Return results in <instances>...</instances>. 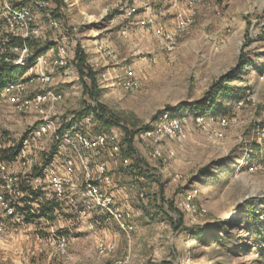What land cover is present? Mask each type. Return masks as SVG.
Here are the masks:
<instances>
[{"label": "rangeland", "instance_id": "1", "mask_svg": "<svg viewBox=\"0 0 264 264\" xmlns=\"http://www.w3.org/2000/svg\"><path fill=\"white\" fill-rule=\"evenodd\" d=\"M6 1L32 3L0 0V4ZM47 2V8L37 12L46 24L50 17L65 21L70 60L74 50L80 49L87 59L98 61L100 69H105L100 49L110 46L116 50L112 73L113 68L122 70L133 65L140 83L133 90L120 85L110 87L107 82H99L96 74L99 94L94 100L84 93L77 68L71 80L54 69V85L65 93V99L50 114L56 121L66 119L68 124L74 111L91 104L101 108L114 123L106 126L98 119L92 129L116 133L122 142L127 129L141 131L154 125L164 113L193 115L188 106L203 98L216 83L230 91L234 99H222L223 110H216L230 119L218 142L196 128L183 143H163L165 153L175 151L164 159L149 155L152 147L141 140L135 141V158L125 156L122 150L113 155L109 150L86 153L92 160L108 161L115 188L126 194L119 203L132 212V231L127 233L102 209H88L80 194L58 202L48 193L30 206L23 224L18 222L16 229L14 223L9 224L13 235L3 240L17 249L9 262L264 264V0H211L200 8L195 23L173 51L161 49L147 28L134 27L123 35L126 16L105 0ZM58 32L60 29L48 28L42 38L23 41L24 46H11L7 39L0 59L7 55L4 60L14 64L21 57L28 59L40 47L44 53L56 52L53 40L60 37ZM25 46L28 50L23 53ZM33 63L31 59L26 64H14L19 73H13V78L24 71L29 73ZM26 85L30 93L36 87L30 78ZM39 123L40 115L35 110L19 111L1 94L0 137L13 153H18L27 139L34 159L45 163L50 161L56 140L51 135L33 137L32 131ZM10 149L8 156L15 155ZM125 158L130 163L126 164ZM139 168L146 174H139ZM189 191L195 194L197 209L207 211L198 223H193L181 207ZM31 208L38 214H33ZM1 212L0 208V219ZM56 235L68 239L65 254L52 252ZM102 239L114 241L116 249L100 254L97 245ZM41 246L45 250L40 251ZM3 258L4 248L0 261L7 264L8 259Z\"/></svg>", "mask_w": 264, "mask_h": 264}, {"label": "built area", "instance_id": "2", "mask_svg": "<svg viewBox=\"0 0 264 264\" xmlns=\"http://www.w3.org/2000/svg\"><path fill=\"white\" fill-rule=\"evenodd\" d=\"M123 12L127 20L122 27V34L127 36L132 28L136 30L147 28L157 39V45L164 50L173 51L181 39L186 35L191 26L195 23L197 14L201 7L211 0H105ZM47 0H32L31 4H13L4 2L0 4V53L2 44L10 37H17L23 41L42 38L44 32L49 29H62L65 31L61 37L53 40L56 43V52L33 53L24 59L23 57L14 60L15 65L26 64V61L33 59L34 63L23 75L18 78L6 80L2 95L7 101L19 111L35 110L40 115V123L32 131L35 138L51 135L56 140V150L64 149L69 153L65 155L62 169L52 159L48 163L36 161L33 152L24 141L23 146L15 155L8 156L10 146L0 137V238L12 236L13 228L10 223H22L28 218V209L31 205L39 202V193L42 190L53 195L56 201L65 200L67 188L74 185L76 180L81 181V195L86 201V207L92 209L98 207L108 213L127 233L134 229L132 212L123 204L119 203L117 195L112 187V177L109 173L108 161L105 159L92 160L87 152L111 151V155L121 153L120 136L116 133H106L92 129L96 126L98 119L94 113L84 118H76L77 127L69 128L61 133L66 119L56 121L50 114L57 103L65 99V93L58 91L55 87V70L59 69L60 74L72 79L74 75V58L70 60L69 49L66 45L69 37L68 26L62 18H49L48 24L37 11L47 8ZM18 49V47H16ZM28 50L23 48V53ZM101 57L106 60L102 65L98 61L88 58V63L97 72L99 82H107L108 86L120 85L126 89H138L140 86L139 77L133 65L125 66L122 70L113 68L111 71V60L116 55L115 48L110 46L101 47ZM31 75V77H29ZM35 84V89L27 91L26 80ZM242 103H238L240 107ZM72 121V119H71ZM230 124V119L216 112L197 113L193 115H177L164 113L161 118L152 126L142 129L137 139L152 147L149 152L154 158L164 159L169 153L175 154L170 149L165 153L162 149L163 143L175 141L185 142L192 129H199L206 132L213 142H218L224 137L225 129ZM84 128H81L83 127ZM264 135V133H262ZM124 162L130 163L129 158ZM254 170V166L250 167ZM79 175H76L78 174ZM143 196V193H141ZM36 199H35V198ZM39 198V199H38ZM195 194L187 192L181 202V207L191 216L193 223H198L201 217L207 212L206 209H197ZM33 214H38L31 208ZM90 223V228H94ZM52 252L65 254L68 250V239L64 235L53 239ZM46 247L47 244H44ZM40 251L45 250V247ZM98 252L106 255L116 249L114 241L102 239L97 245ZM2 247L0 246V254ZM0 264H5L0 261Z\"/></svg>", "mask_w": 264, "mask_h": 264}, {"label": "trees", "instance_id": "3", "mask_svg": "<svg viewBox=\"0 0 264 264\" xmlns=\"http://www.w3.org/2000/svg\"><path fill=\"white\" fill-rule=\"evenodd\" d=\"M65 34V31L60 29V32H58L57 35L60 37ZM8 42H11V46H24L23 44V39L17 38V37H10ZM37 54L43 53L44 48L40 47L35 49L34 51ZM4 59H7L8 56L4 55ZM13 59L12 57H10ZM74 63L76 64L78 71H79V76L83 84L84 88V93L88 95L92 99H96L99 92H98V83L96 81V71L91 67V65L88 63L87 55L83 53L80 49L74 50ZM4 59H0V98L1 94L3 92V89L5 87L6 80L13 77V73L18 72L17 68L14 67L13 63H8ZM10 59V60H11ZM19 73V72H18ZM25 73V71H24ZM90 82H89V81ZM234 99V95L232 96V93L225 88H222V86H218V83H216L211 91L207 92L206 95L197 100L194 101L189 107V112L193 114L197 113H211V112H216V110H223V104L221 103L222 99ZM94 113L96 118L99 119L100 121H103L104 125L110 126L113 123V121L107 117H105V114L102 113L101 108H98L96 106H93L91 104H86L84 108H81L77 111H74L73 119L71 122L68 124H65L64 127L62 128L63 131L69 128H72L75 123L76 118H84L86 115ZM81 128H84L81 127ZM147 128V127H146ZM142 130V129H141ZM140 131H130L126 130L125 135L122 139L121 145H122V152L124 153L125 156L127 157H132L135 158L137 156V147H136V142L139 139H137V135ZM13 148L10 149L11 154L13 153L12 151ZM56 150V146L52 151L50 152V161L52 159V156ZM49 161V162H50ZM45 163H48L45 160ZM132 166V165H131ZM139 167V166H138ZM139 174H146V171L139 168ZM262 237V235H261ZM262 256L264 257V253H262Z\"/></svg>", "mask_w": 264, "mask_h": 264}, {"label": "crops", "instance_id": "4", "mask_svg": "<svg viewBox=\"0 0 264 264\" xmlns=\"http://www.w3.org/2000/svg\"><path fill=\"white\" fill-rule=\"evenodd\" d=\"M76 68H77V66H75ZM78 69V68H77ZM78 73H79V71H78ZM62 76V75H61ZM67 80V79H66ZM67 153H69L67 150H65V148L64 149H61V150H59L58 151V153L56 154V155H54V157L52 158V161L56 164V165H59V167L62 169V166H63V161H64V158H65V155L67 154ZM76 175H79V173L78 174H76ZM80 176V175H79ZM80 178H81V176H80ZM74 180L76 181V183L74 184V185H70V186H68V188H67V195H68V197L70 198L72 195H81V181H80V179H78V180H76V177L74 178ZM116 187V183H115V181H114V177H112V187L111 188H113L114 189V192H115V194L117 195V198H118V200L122 197L123 198V196H125L126 194H124V193H122V191L119 189V188H115ZM46 194H48L47 192H45V190H42V191H40V193H39V198H42V195H46ZM29 223V222H28ZM11 224V223H10ZM14 225H15V228L14 229H16L17 228V226L16 225H18L17 223H14ZM27 225V224H26ZM6 241H8V240H3V238H0V246L2 247V248H4V250H5V259L4 260H6V259H8L7 260V264H11L10 262H9V258L10 257H12V256H15L16 254H12V253H15V250H17V249H14V246H13V243H11V244H6ZM6 245V246H5ZM16 245H17V242H16ZM23 253L22 252H20V255L19 256H21Z\"/></svg>", "mask_w": 264, "mask_h": 264}]
</instances>
